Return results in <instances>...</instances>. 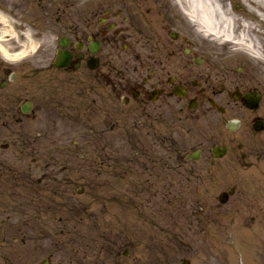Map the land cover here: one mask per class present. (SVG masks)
Returning a JSON list of instances; mask_svg holds the SVG:
<instances>
[{
    "label": "rangeland",
    "instance_id": "374dc122",
    "mask_svg": "<svg viewBox=\"0 0 264 264\" xmlns=\"http://www.w3.org/2000/svg\"><path fill=\"white\" fill-rule=\"evenodd\" d=\"M71 2L57 0V16ZM231 3L239 19L247 15L244 3ZM257 18L249 23L260 56L190 20L230 63L217 80L263 93L255 110L227 102L234 89L221 94L224 112L208 101L191 110L167 89L159 107L149 106L158 113L152 119L115 96L125 79L118 59V67L60 70L50 65L54 39L5 61L15 80L0 93V264H264V129L252 125L264 120ZM26 99L29 113L6 114ZM229 119L242 121L232 128ZM216 143L228 153L212 163ZM195 149L201 155L188 158ZM231 186L235 194L222 203Z\"/></svg>",
    "mask_w": 264,
    "mask_h": 264
},
{
    "label": "flooded vegetation",
    "instance_id": "af4514ba",
    "mask_svg": "<svg viewBox=\"0 0 264 264\" xmlns=\"http://www.w3.org/2000/svg\"><path fill=\"white\" fill-rule=\"evenodd\" d=\"M116 1L72 0L57 16V0H0V93L15 80L12 65L4 62L28 55L21 52L22 48H13L54 39L57 47L50 65L60 70L116 67L118 59V71L125 79L116 85L115 96L124 106L132 108L131 104H136L152 119L158 113L149 106L159 107L155 102L167 89L178 104L191 110L207 101L210 108H216L224 89H234L224 97L227 102L232 96L245 106V94L255 88L242 91L237 83L226 88V80H217L230 63L223 64L222 52L201 40L190 27L188 0ZM60 49L69 54V59H60L58 65ZM32 106L26 99L6 114L17 110L16 116H23ZM191 155L201 153H188L187 157Z\"/></svg>",
    "mask_w": 264,
    "mask_h": 264
},
{
    "label": "bare ground",
    "instance_id": "6f19581e",
    "mask_svg": "<svg viewBox=\"0 0 264 264\" xmlns=\"http://www.w3.org/2000/svg\"><path fill=\"white\" fill-rule=\"evenodd\" d=\"M238 1L247 5L249 13L250 11H258L260 15L264 16V0ZM189 2V14L196 17V22L205 34L218 39H225L229 43L242 44L256 55H261L254 43L258 37L254 23H249L247 19H239L236 13L237 7L232 12L225 4V0H189ZM4 49L7 51L5 47ZM232 122L240 123V120L235 119Z\"/></svg>",
    "mask_w": 264,
    "mask_h": 264
},
{
    "label": "water",
    "instance_id": "95a60500",
    "mask_svg": "<svg viewBox=\"0 0 264 264\" xmlns=\"http://www.w3.org/2000/svg\"><path fill=\"white\" fill-rule=\"evenodd\" d=\"M225 150H222L221 153H219V155L223 154ZM230 192L233 193L234 189H230ZM224 198L226 199V193H223V195L221 196V199L224 200Z\"/></svg>",
    "mask_w": 264,
    "mask_h": 264
}]
</instances>
